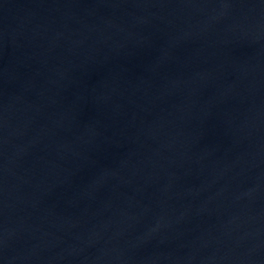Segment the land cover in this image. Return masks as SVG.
Here are the masks:
<instances>
[{
    "label": "water",
    "instance_id": "1",
    "mask_svg": "<svg viewBox=\"0 0 264 264\" xmlns=\"http://www.w3.org/2000/svg\"><path fill=\"white\" fill-rule=\"evenodd\" d=\"M0 264H264V0H0Z\"/></svg>",
    "mask_w": 264,
    "mask_h": 264
}]
</instances>
